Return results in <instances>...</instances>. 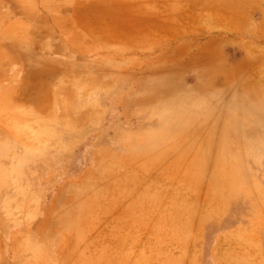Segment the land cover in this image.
I'll return each instance as SVG.
<instances>
[{
  "label": "rangeland",
  "instance_id": "obj_1",
  "mask_svg": "<svg viewBox=\"0 0 264 264\" xmlns=\"http://www.w3.org/2000/svg\"><path fill=\"white\" fill-rule=\"evenodd\" d=\"M0 264H264V0H0Z\"/></svg>",
  "mask_w": 264,
  "mask_h": 264
},
{
  "label": "bare ground",
  "instance_id": "obj_2",
  "mask_svg": "<svg viewBox=\"0 0 264 264\" xmlns=\"http://www.w3.org/2000/svg\"><path fill=\"white\" fill-rule=\"evenodd\" d=\"M116 195V194H115ZM146 206V205H145ZM183 219V218H182ZM221 259V258H220Z\"/></svg>",
  "mask_w": 264,
  "mask_h": 264
},
{
  "label": "crops",
  "instance_id": "obj_3",
  "mask_svg": "<svg viewBox=\"0 0 264 264\" xmlns=\"http://www.w3.org/2000/svg\"><path fill=\"white\" fill-rule=\"evenodd\" d=\"M100 43V42H99Z\"/></svg>",
  "mask_w": 264,
  "mask_h": 264
}]
</instances>
